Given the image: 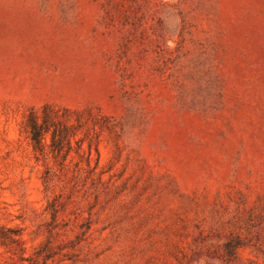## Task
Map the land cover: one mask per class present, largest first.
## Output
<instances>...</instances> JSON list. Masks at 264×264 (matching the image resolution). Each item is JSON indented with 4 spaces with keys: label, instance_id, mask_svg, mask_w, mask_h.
I'll return each mask as SVG.
<instances>
[{
    "label": "rangeland",
    "instance_id": "rangeland-1",
    "mask_svg": "<svg viewBox=\"0 0 264 264\" xmlns=\"http://www.w3.org/2000/svg\"><path fill=\"white\" fill-rule=\"evenodd\" d=\"M0 264H264V0H0Z\"/></svg>",
    "mask_w": 264,
    "mask_h": 264
},
{
    "label": "trees",
    "instance_id": "trees-1",
    "mask_svg": "<svg viewBox=\"0 0 264 264\" xmlns=\"http://www.w3.org/2000/svg\"><path fill=\"white\" fill-rule=\"evenodd\" d=\"M54 116L50 114L48 108H45L43 115L39 116L33 113L26 124L27 131L32 141L35 152L42 153L46 144L45 139L48 134H51L53 145L56 143L64 144L70 139V135L66 130H60L56 125Z\"/></svg>",
    "mask_w": 264,
    "mask_h": 264
}]
</instances>
